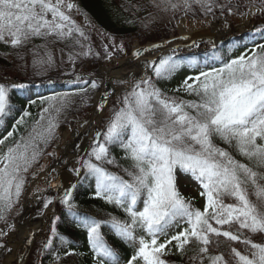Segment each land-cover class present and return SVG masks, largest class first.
Wrapping results in <instances>:
<instances>
[{
	"label": "snow or ice",
	"instance_id": "obj_1",
	"mask_svg": "<svg viewBox=\"0 0 264 264\" xmlns=\"http://www.w3.org/2000/svg\"><path fill=\"white\" fill-rule=\"evenodd\" d=\"M230 3L231 0L219 5L216 0H183L182 6L186 11L198 6L207 15L216 7H220L221 14L226 8L231 12ZM179 6L171 4L173 10ZM245 7L247 11L242 15L264 14V0L258 4L249 0ZM76 8L72 0H0V42L18 48L35 38L66 40L74 39L76 34L86 40L84 31L67 14ZM256 31L264 32V28ZM113 47L124 51L123 44ZM162 47L158 44L137 48L132 55L139 60L145 52ZM189 47L198 44L193 42ZM105 51L111 59L107 46ZM176 51L173 48L172 54L145 60L144 75L138 79L115 81L126 86L122 95L103 126L95 130L89 150L69 169L77 177L83 171L78 183L94 180V197L120 209L125 218L109 213L110 219L98 220L81 214L73 195L76 184L65 188L49 181L56 196L43 197V208L55 207V200L75 226L86 231L93 264H121L101 231L102 226L132 248L124 264H169L164 259L173 254L169 245L181 256L190 247L193 264H264V44L229 58L214 54L219 66H200L190 60L187 66L195 74L187 75L171 91L194 99L168 95L157 85V81L171 80L184 66V61L176 59ZM90 53L89 47L88 52L77 55ZM69 59L75 62L73 56ZM52 61L48 54L46 61L34 59L33 67ZM72 82L81 85L80 91L85 93L101 84L80 75ZM25 87L15 82L0 83V122L10 110L11 89ZM111 94L104 91L97 106L99 112H104ZM70 95L43 98L48 107L39 114L27 137L20 136L14 143L6 144L18 131L14 127L0 139V222L6 224L7 231L15 228L7 216L20 202L28 180L26 174L45 154L40 145L47 146L55 135L58 123L52 113L58 115ZM30 115L24 110L16 124H24V118ZM113 148L121 150V160L127 161V166L112 155ZM106 165L121 168L128 178L110 171ZM180 175L197 182L203 208L196 206L194 198L182 194ZM52 217L49 238L42 243L40 254L46 250L56 252L53 241L58 239L66 248L64 256L77 255L67 250L71 242L57 228L62 222L60 215L53 212ZM173 229L179 230L172 232ZM7 231L0 230V236L7 235ZM0 248L6 245L0 243ZM63 259L57 252V264Z\"/></svg>",
	"mask_w": 264,
	"mask_h": 264
},
{
	"label": "rangeland",
	"instance_id": "obj_2",
	"mask_svg": "<svg viewBox=\"0 0 264 264\" xmlns=\"http://www.w3.org/2000/svg\"><path fill=\"white\" fill-rule=\"evenodd\" d=\"M256 1L259 2V0H255V2ZM72 3L77 5L76 0H72ZM216 3L218 5L228 4V0H216ZM248 3L249 0H231L229 5V7L232 8L231 12H229L226 8L223 14H221L220 7H216L213 13L205 15L198 6H193L192 10L186 11L182 6L183 0H170V2L169 0H152L151 5L147 8L150 9L149 17L141 20L140 22V33L129 35L128 37H116L111 35L109 31L103 30L87 15H83L77 5L76 9H73L67 14L70 15L76 22V25L84 31L88 39L85 40L83 37H79L74 34V39L69 38L66 40H57L53 37H48L47 40L35 38L28 42L25 46L18 48H13L10 44H7L11 47V49H13L12 60L14 61V72L12 74L5 75L4 77H0V83L10 84L15 82L24 85L29 83L35 84L33 86H49L57 88V91L68 94H71L68 92L70 88L69 85L76 84L72 81L75 80L77 75L83 76L90 81L93 79L98 80L101 84L99 88L95 89L96 93H92V91H90L88 94L83 96H73L71 94L69 96V102L63 110L58 115L56 113L54 114V116H57L58 123V127L55 129V135L47 146L43 144L40 145L45 154L26 174L28 180L20 198V202L15 205L7 216L8 223L15 225L14 230L7 231L6 224L4 222H0V230L7 231V235L0 236V243L5 244L7 249H11L9 252L6 248H0V264H6L7 255H10L13 251V247L10 245L12 236L18 235L20 229L23 230L24 233H28L33 227L24 224V222L21 221V216L24 213L23 206L33 180H37L34 187V191H36L37 194H44L52 191L53 188L49 186V181L53 183L59 173L68 174V172L53 171L49 173V168L55 161L65 158L64 150L67 145L71 146L69 152L73 157H75L74 154H79L80 147L79 144L76 143V132L78 130L80 131L82 123L89 119L90 114L93 111L95 101L98 97H100L99 93L101 87L109 88V90L111 89V79L104 77L103 73L106 72L107 69L111 70V67L118 66L120 61L131 58L133 51L139 47L158 44L166 45L171 42L176 43L174 40L182 38L180 35L184 29L185 32H188L190 35L193 33L196 35L197 38L195 37V42L198 44V47H189L187 44H183L182 46L179 45L177 47H180V49H177L174 54L175 56L190 52L194 53L196 51L205 52L207 50L215 49V47H219L222 44H226L228 41L240 35V33H238L240 26L245 28V34H258L256 28H264V14L256 13L255 15L250 16L251 23L246 26L243 20L248 16L242 15V13L247 11L245 5ZM171 4H178L180 6L173 10ZM236 5H239V7H236ZM214 22L222 25L216 29V31L214 30ZM223 23L225 26H223ZM225 27L231 33L230 35H226V37L220 32ZM212 29L215 32H213ZM207 31H209V33L214 37L217 35L222 38L215 45L211 46L208 41L211 36H208V33H204ZM247 34L244 35V37L237 39L241 40L242 38H245ZM190 35L187 36L188 39L181 40L188 43L193 42L190 40ZM194 35L193 37L191 35V37L194 38ZM228 38L229 40H227ZM75 40H79L80 44H83L84 47L81 48L80 44L75 43ZM179 42L181 41L179 40ZM121 44L124 46L123 52L117 50L116 47H113V45L118 46ZM43 45H46V47H43ZM105 46H107V51L112 53L111 59L107 56ZM89 47L91 48V53L89 55H77V53L88 52ZM48 54H51L53 57V61L50 64H38L36 67H33L34 59L46 61ZM169 54L172 53H167L165 55ZM70 55L75 58L74 63L70 61ZM136 70L137 73L141 72V68L131 70L125 69L122 72L121 70H118V72H121V75L125 76L129 72ZM134 78L138 79V77ZM117 80L118 79H115L114 81L112 80L116 89L114 88V91L109 96V103L106 105L104 112L102 113L98 128L103 126V123L107 119L115 101L120 95H122L124 88L126 87L125 85L115 83ZM107 82H109L110 85H107ZM75 87L81 88V85L76 84ZM83 87L88 86L83 85ZM57 107H59V105H57ZM11 115L14 114H12L9 110L8 114L2 118V122H0V131L7 126L4 122L6 121V118H10ZM44 115L46 117L48 116V114L45 113ZM39 118L40 116L37 119L39 120ZM46 122L47 121H45V123ZM34 123L35 122L23 131L21 136L27 137L28 133L31 132ZM53 153L55 155H53ZM33 173H35V178H33ZM82 176L83 171L81 173V177ZM81 177H76V179L80 180ZM178 185L183 195L187 197L195 196L196 199H198V205L200 207L203 206L204 199L201 198L200 200L197 196L200 188L196 181H194L191 177L180 175ZM30 196H32L33 199L35 198L33 197V193H31ZM60 211L61 205L57 202L55 213L60 215ZM29 218L30 220H33L32 217ZM52 218L46 223V229L39 235H36L33 242L26 246L27 248H23L20 253V262H25V264H41L43 254H40V249L42 247V243L49 238ZM28 250L30 251L28 252ZM61 264L76 263L74 260H68Z\"/></svg>",
	"mask_w": 264,
	"mask_h": 264
},
{
	"label": "trees",
	"instance_id": "obj_3",
	"mask_svg": "<svg viewBox=\"0 0 264 264\" xmlns=\"http://www.w3.org/2000/svg\"><path fill=\"white\" fill-rule=\"evenodd\" d=\"M151 2L152 0H76V3L83 14L90 17V19L100 28L105 31H109L111 35L116 37H128L129 35L140 33V22L141 20L149 17L150 9L147 8H149ZM256 3L258 4L259 2L256 1ZM258 44H264V32H258V34H249L241 40L237 39L228 41L226 44L220 45L216 49L207 51L205 53L175 56L177 60L184 61V66L171 80L157 81V85L158 87L165 90L168 95L181 96L184 99H194V97L187 96L183 92L175 93L171 91V89L179 87L181 81L187 75L195 74L193 69H190L187 66L190 60L196 61L200 66H211L213 64L219 66V63L213 59L214 54L224 58H229L230 56L238 55L249 48H253ZM12 53L13 49H11L9 45L0 42V77H4L5 75L12 74L14 72ZM25 85V88H14L9 92V104L11 106L10 111L12 114H14L12 115L14 120H19L24 110H27L29 113H31L30 116L24 118L25 123L22 125H26L28 122L33 121L38 114L43 112L44 108L48 107V102L43 100V98L59 97L65 94V92L57 91V88L55 87H41L39 85L33 86L35 84ZM90 91H92V93L96 92L91 88H88L86 93L81 92L80 88L76 87H72L71 89L69 88L68 90V92H70L73 96H83L88 94ZM30 101H36V103L32 104ZM13 119L6 120L8 128L10 127ZM22 125L16 124L15 127L19 128V126L22 127ZM8 128H6V130ZM3 135L4 132H1L0 138H2ZM14 135L15 133L13 136ZM10 139L8 142H10ZM111 151L112 155L116 157L117 161H119L121 165L127 166L128 162L121 160L123 153L119 148H113ZM106 167H108L112 172L116 171L118 175L125 176L121 168L111 165H106ZM127 178L128 177L125 176V179ZM76 185V191L73 193V195L75 197L76 203L79 205V212L81 214H87L96 217L98 220L110 219L108 215L109 213L121 219L125 218L124 213L120 209L116 208L114 205L106 204L103 200L94 197V180H85L83 183H77ZM199 192L197 195L199 198H201ZM192 198H194V203L196 206L200 207L198 205V199H196L195 196ZM203 206L200 208H203ZM60 217L62 222H58L57 228L59 232L66 238V240L71 242L67 246V250L74 251L77 253V255L64 256L66 248L63 247L60 241L57 239L53 241V247L56 249V252L51 250L44 251L41 258V264H57V252L59 255L64 257L60 264L68 260H74L76 264H93V256L88 245L86 231L75 226L71 219L66 216L62 205ZM178 230L179 229H173L172 232ZM101 231L104 233L108 244L116 251L121 260V264H124V262L132 254V248L119 237H117L107 226H102ZM254 239L259 241V237H255ZM237 247L240 249L243 248L242 245H237ZM169 248L172 249L173 254H169L164 257V259L169 261V264H193V262L189 259V257L193 254L190 247L186 249V254L183 256H181L179 252L172 248V245H169ZM221 250H224L223 245Z\"/></svg>",
	"mask_w": 264,
	"mask_h": 264
},
{
	"label": "bare ground",
	"instance_id": "obj_4",
	"mask_svg": "<svg viewBox=\"0 0 264 264\" xmlns=\"http://www.w3.org/2000/svg\"><path fill=\"white\" fill-rule=\"evenodd\" d=\"M243 22H245L246 26L247 24H250V16L246 17V19L243 20ZM220 26L219 23L214 22V30L216 31V29H218ZM223 26H225V24L223 23ZM244 27L240 26L238 29V33L243 34L244 33ZM213 30V29H212ZM213 30V32H215ZM221 33L224 34V36L226 37V35H230V31L225 28H223L221 31ZM205 34L208 33V36H211L208 41L210 44L215 45V43H217L222 37L220 36H213L209 33V31L204 32ZM190 34L188 32H185V29L183 30L182 34L180 35V37H187ZM192 37L194 35L191 34ZM190 35V40L195 42V37L196 35H194V38H192ZM215 35V34H214ZM197 38V37H196ZM199 38V36H198ZM181 42L179 43H175L173 44L171 43H167V49H156L152 52H145L144 56L141 57L139 60H137L136 58L133 57V55L131 56V58H128L127 60L124 61H120L118 63V66L116 67H111L109 69L106 70V72L103 73L104 77H106L107 79H111L114 81L115 79L118 80H123V79H127V78H134V77H138L140 78V76L144 75V70H143V62L145 60H156L158 59L161 55L165 54L168 50L179 46V45H183V44H187V45H192L193 42H184L182 40H180ZM196 43V42H195ZM214 43V44H213ZM154 45H150L148 48H153ZM147 48V49H148ZM137 68H141V72L137 73L136 71L133 72H129L127 75H121V72L125 69H137ZM118 70H121V72H118ZM106 75V76H105ZM100 102V97H98L95 101L94 104V108L93 111L90 114L89 119L82 123L81 125V130L76 132V143L79 144L80 147V152L79 154H74L75 157H73L70 154V145H67L65 150H64V155L65 158H63L62 160H58L55 161L53 163V165L49 168V173L53 172V171H66L68 173H70L71 175H73L74 177H76V175H74V173H72L71 171H69L70 168L73 167V165L75 164L76 159L79 156H84L85 151L88 150V146L89 143L95 133L96 129L98 128V124L100 121V118L102 116V113L98 111L97 106ZM77 156V157H76ZM65 161H67V163H65ZM78 167V165H76ZM37 180H33V182L30 185L29 191L27 193L26 196V200L23 206V215H22V219L21 221L24 222V224L33 226L32 229L30 230V232L28 233H24L23 230H19V234L18 235H13L10 241V245L11 247H13V251L10 255H7V259H6V264H25V262H20L19 260L20 258V253L23 250V248H27L26 246L28 244L31 243L32 239L35 238V236L37 234H40L41 232H43L47 225L46 223L52 218V213L55 212V209L57 207V202L54 200V204L55 207H53V205H49V207L47 209L43 208V197L45 196H56V190H52L49 191L48 193H44V194H37L36 191H34V187L36 185ZM66 183V179L63 180V184ZM34 191V192H33ZM31 193H33V197H35L34 199L32 198ZM29 217H32L33 220H30ZM37 218V219H35ZM30 241V243L28 242ZM29 251V250H28ZM25 258V257H24ZM26 259V258H25ZM16 260V261H14Z\"/></svg>",
	"mask_w": 264,
	"mask_h": 264
},
{
	"label": "water",
	"instance_id": "obj_5",
	"mask_svg": "<svg viewBox=\"0 0 264 264\" xmlns=\"http://www.w3.org/2000/svg\"><path fill=\"white\" fill-rule=\"evenodd\" d=\"M141 49H145V47L141 48ZM175 49H180V47H176ZM108 85H110V83H108ZM114 91L112 85H111V93ZM66 179V183L63 184V180ZM73 178L67 174H61L59 175L58 179L55 181V183H60L61 185H63V187H69L71 184H73Z\"/></svg>",
	"mask_w": 264,
	"mask_h": 264
}]
</instances>
